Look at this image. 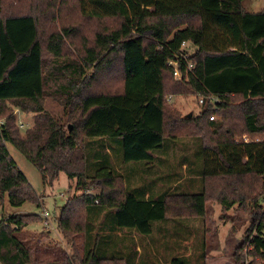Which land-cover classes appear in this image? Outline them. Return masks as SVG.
Instances as JSON below:
<instances>
[{
  "label": "trees",
  "instance_id": "obj_1",
  "mask_svg": "<svg viewBox=\"0 0 264 264\" xmlns=\"http://www.w3.org/2000/svg\"><path fill=\"white\" fill-rule=\"evenodd\" d=\"M59 2L0 0V142L31 162L43 184L61 171L75 180L84 213L61 211L56 220L71 253L0 219V264H153L145 237L168 221L203 218L208 179L217 176L231 186L260 183L246 241L264 264V141L234 138L264 137V10L246 11L243 0H77L76 16H57ZM182 42L196 47L190 70L178 60L183 83L168 64ZM183 93L204 97L196 114L169 107L166 97ZM47 96L63 105L66 124L46 111ZM14 108L32 113L23 133ZM194 145L201 153L192 157ZM184 164L202 168L200 189L180 190ZM222 194L225 208L251 195ZM133 235L145 249L137 261ZM169 255L157 262L188 264Z\"/></svg>",
  "mask_w": 264,
  "mask_h": 264
},
{
  "label": "rangeland",
  "instance_id": "obj_2",
  "mask_svg": "<svg viewBox=\"0 0 264 264\" xmlns=\"http://www.w3.org/2000/svg\"><path fill=\"white\" fill-rule=\"evenodd\" d=\"M242 6L246 11H261L264 10V0H243ZM64 9H67L68 12H64ZM56 11L57 16L61 14V11L67 14L60 16H76L78 14L77 0H60ZM195 50V45L187 42L186 53L191 56ZM92 72V67H86L84 73L88 75ZM98 84V81L94 82V86ZM198 99V96L183 93L179 96L173 95L168 103L171 109L186 117L199 111L201 106ZM62 106L59 100L51 96H47L44 101L46 111L60 119L61 123L66 124ZM12 115L14 116L13 124L19 132L23 133L27 127L31 126L33 117L31 112L26 113L14 108ZM180 133L189 134L182 131ZM240 136L235 135L234 138ZM86 143L88 156L94 162V153L88 149V144L92 142L87 140ZM176 150L177 148H175ZM176 153L179 151L177 150ZM191 153L192 157H195V154L198 155L201 150L197 145H194L189 154L191 155ZM184 165H181L183 178L180 179L178 185L184 181L187 182L183 183L184 187H180V190L186 189L187 192H193L200 189L201 176L199 174L202 173V168ZM186 171H189L190 174H187ZM134 180L131 179L133 184H135ZM208 180V200L203 218H190L180 223L172 222L173 224L168 221L165 224L167 229L156 230L152 235V238L157 242L153 243L150 238H145L146 241H150L148 245L157 246L156 253L150 252L152 256H155L153 264H166L164 261L160 263L157 261H161L162 257H167L171 253L185 257L188 264H258L261 262L257 256H251L248 253L249 246L246 241L254 234L252 226L254 217L251 215L250 209L253 206V197L260 193V183L254 177L247 179L246 187L239 184L231 186L227 177L217 176ZM176 181L177 179L174 178L172 187L177 186ZM99 190L96 187L89 189L91 193H97ZM217 190L219 192L216 194ZM222 191L228 195V200H239V194L242 192L251 195L243 197L242 202L239 200L241 203L236 201L225 208L217 198V196L223 195ZM82 193L83 191L75 189V180L67 178L62 171L59 172L51 186L43 184L39 170L31 162L12 144L0 142V219L14 218L15 225L20 230L19 233L31 235V241L37 238L36 240L41 244L57 243L68 253H71L72 250L68 242L56 230V220L61 211L74 218L82 217L84 213ZM172 225H174L173 228ZM133 240L139 249L136 252L137 261L139 257L142 258L143 254L140 255V253L145 249L139 236L133 235ZM244 240L245 243H243ZM161 241L168 242V244ZM203 242L205 250L202 246ZM74 243L79 252L80 235L76 236Z\"/></svg>",
  "mask_w": 264,
  "mask_h": 264
},
{
  "label": "built area",
  "instance_id": "obj_3",
  "mask_svg": "<svg viewBox=\"0 0 264 264\" xmlns=\"http://www.w3.org/2000/svg\"><path fill=\"white\" fill-rule=\"evenodd\" d=\"M186 46H187V42H182L180 45V48L176 54V58L174 60H170L168 62L169 65H172V68H173L172 75H173V78L175 80L182 81L181 71L178 67V60H181L184 62L185 66H186V70H190L192 67V63L190 61V55L187 54L185 51ZM171 97H172L171 95H168L166 97V101L170 102ZM210 100L213 104L217 101V99L215 97H210ZM203 101H204V97L199 96L198 102L200 105L203 103ZM212 119H213V116H210V120H212ZM235 141L242 142V143L260 142V141H264V137L251 138L247 134H242L240 137L236 138ZM45 214H47V213H45Z\"/></svg>",
  "mask_w": 264,
  "mask_h": 264
},
{
  "label": "crops",
  "instance_id": "obj_4",
  "mask_svg": "<svg viewBox=\"0 0 264 264\" xmlns=\"http://www.w3.org/2000/svg\"><path fill=\"white\" fill-rule=\"evenodd\" d=\"M64 12H68V10L67 9H64L63 10ZM63 11H61V14H67V13H63ZM60 14V15H61ZM152 236V235H151ZM146 238V237H145ZM147 238H150L151 240H152V237H147ZM150 241H146V239H145V246H146V248H147V251L150 253H152V254H154V253H156V251H157V246L156 245H151V244H149L148 245V243H149ZM162 242V241H161ZM137 250H139L138 248H137ZM168 257H171V255H168Z\"/></svg>",
  "mask_w": 264,
  "mask_h": 264
},
{
  "label": "water",
  "instance_id": "obj_5",
  "mask_svg": "<svg viewBox=\"0 0 264 264\" xmlns=\"http://www.w3.org/2000/svg\"><path fill=\"white\" fill-rule=\"evenodd\" d=\"M69 129H71V126H69Z\"/></svg>",
  "mask_w": 264,
  "mask_h": 264
}]
</instances>
